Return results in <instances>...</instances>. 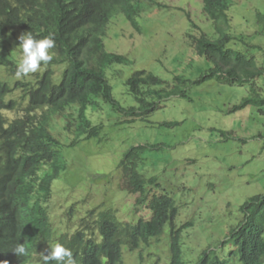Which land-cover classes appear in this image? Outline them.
<instances>
[{
  "label": "trees",
  "instance_id": "1",
  "mask_svg": "<svg viewBox=\"0 0 264 264\" xmlns=\"http://www.w3.org/2000/svg\"><path fill=\"white\" fill-rule=\"evenodd\" d=\"M242 1L202 0L203 12L212 22L217 38L201 33L191 39L190 47L209 66L193 80L175 76L169 81L152 72L136 70L124 83L136 106L123 108L113 97L106 70L127 64L129 59L106 52L103 38L117 15L138 30L137 18L154 0H0V64L5 70L15 75L17 69L9 47L15 31L19 35L31 32L36 39L51 33L56 45L52 50L54 59L46 67L19 81L25 87L26 105L22 115L12 122L1 111L17 109L19 105L6 99L10 90L0 84V155L5 153V157L0 156V262L40 264L39 253L59 242L71 249L77 264H117L122 247L137 250L167 232L169 264H187L181 244L184 228L175 225L178 208L173 198L165 193L148 197L152 189L146 188L157 189L159 184L155 178L147 179L142 166L138 167L141 158L137 150L143 146L126 152L120 166L128 177L127 191L138 195L135 207L147 199V213L135 224H119L122 229L106 227L112 219L110 215L101 213L93 220L92 213L87 219H79L75 228L67 226L66 233L55 238L45 205L51 198V183L63 168L64 145L50 134L48 126L52 116L63 115L69 107H79L76 133L89 140L98 135L101 126L90 127L86 111L99 99L128 117L127 123L121 124H131L148 120L162 108L161 104L186 98L192 88L210 81L247 88L248 96L233 106L231 113L249 106L263 112L264 51L258 59L232 43L229 10ZM256 25L264 38L262 9L256 13ZM56 67H63L59 78ZM167 125L170 123L164 122L160 127ZM69 127L68 124L66 130ZM240 211V221L226 233L225 240L213 250L208 246L193 264H264V192L245 201ZM17 242L29 249L27 257L17 258L11 251Z\"/></svg>",
  "mask_w": 264,
  "mask_h": 264
},
{
  "label": "rangeland",
  "instance_id": "2",
  "mask_svg": "<svg viewBox=\"0 0 264 264\" xmlns=\"http://www.w3.org/2000/svg\"><path fill=\"white\" fill-rule=\"evenodd\" d=\"M263 8L264 0H243L229 10L233 46L258 59L264 51V38L257 30L256 13ZM137 21L139 29L134 30L117 15L103 39L106 52L129 59L127 64L106 70L113 97L123 108L136 106L124 85L134 71H150L169 81L175 76L193 80L209 65L195 56L191 39L201 33L217 38L202 0H154ZM19 36L15 31L9 40L17 63ZM62 70L55 68L56 78ZM19 80L0 67L1 82L12 86ZM247 96L245 86L210 81L192 88L186 98L161 104L148 120L131 124H121L128 117L99 99L86 111L90 127L101 126L98 135L89 140L76 133L79 107L52 116L48 131L65 145L62 159L66 169L52 184L47 206L50 217L63 227L65 213L73 206L70 226L90 209L114 211L125 218L135 198L127 194L128 177L118 165H123L126 152L143 146L137 150L141 158L138 167L142 166L147 179L155 178L159 184L157 189L146 188L152 189L148 197L165 193L173 198L178 208L175 225L184 228V260L193 264L204 249L209 246L213 250L225 240L242 217V204L264 192V108L263 112L253 106L230 112ZM2 114L8 122L22 115L19 110ZM164 122L170 125L160 127ZM76 139L74 147L66 146ZM147 206L146 199L137 216L147 213ZM191 221L193 224L186 226ZM170 259V235L166 232L138 250L125 249L121 264H169Z\"/></svg>",
  "mask_w": 264,
  "mask_h": 264
},
{
  "label": "clouds",
  "instance_id": "3",
  "mask_svg": "<svg viewBox=\"0 0 264 264\" xmlns=\"http://www.w3.org/2000/svg\"><path fill=\"white\" fill-rule=\"evenodd\" d=\"M18 41H19V43H18L17 47H18V50H19L21 55H20L19 62L17 63V69L15 72V75L11 74L8 71V69L5 70L6 69L5 66L0 64V67H3V69L8 73V75L10 77H16L17 79H20L19 81H24L23 78L28 77L30 74H33V73L40 71L42 68L46 67L54 59V55H53L52 50L55 48L56 45H55L54 35L51 33L42 39H36L32 35L31 32H24L18 37ZM108 53H110V52H108ZM11 55H12V58L15 60V58L13 57L14 55L13 54H11ZM15 62H16V60H15ZM0 63H1V59H0ZM19 81L15 82L12 86L8 85L5 82L0 81V84L6 85L10 90V93L7 95L6 99L7 100H9V99L14 100L16 105L17 106L19 105V107L17 109H13V110L4 109L1 111V114L3 111H15V110L22 111L23 107H25L26 99H27L25 87L22 86L21 84H19ZM18 91L20 92V94L16 96L15 93ZM21 113H23V112H21ZM12 121H10V122H12ZM71 143H69V145ZM77 143L78 142H76V144ZM66 146L69 147L68 145H66ZM0 156L5 157V153H2V155H0ZM62 156H63V154H62ZM62 166H63V168L60 170L59 175L56 179H58L61 176L62 172L66 169L65 164H63ZM118 166H120V165H118ZM56 179H54L53 182ZM94 179H95V181L98 180V178H94ZM92 180L93 179H91L90 181H92ZM53 182L51 183V196H52V184H53ZM100 182H102V181H100ZM126 192H127V194H129V196L134 197L135 200L137 199V197H138L137 194L129 193V191H126ZM50 201H51V198L46 203V205H45L46 208H47ZM87 202H86V205H87ZM134 204H135V202H134ZM134 204L132 206L131 212L128 215H126L125 218L120 217L114 211L104 210L102 212H96L97 209H90L80 219L81 220L87 219L90 217V215L92 213H94L93 220H95L98 218V215H100L101 213H104V214H108L112 217L111 221L107 224L106 227L122 229L119 224H125V223L135 224L140 217L144 216V215L137 216V211H138L140 206L135 207ZM93 207H90V208H93ZM73 209H74L73 206H71L68 209V211L65 213L66 222L63 223V225H64L63 227H61L60 224H58L49 215L50 222L52 225V232L51 233L54 235L55 238L59 239L61 236H63L66 233L67 226L70 228H75L77 226L79 219L77 220L76 223H74L71 226L68 224V222L71 221ZM47 211H48V209H47ZM48 214H49V212H48ZM121 244L122 243H120V245ZM125 249H127V247L121 248V261L118 262L117 264L122 263V255H123V251ZM11 251L15 254V256L17 258H24V257H27L29 255V249L26 248L23 243H19V242L16 243L15 247L12 248ZM39 256H40V264H77V261L74 258L73 252L71 251V249L64 246L63 244H61L59 242L52 243L50 246L48 245L46 252L45 253H39ZM0 264H8V262L3 261V262H0Z\"/></svg>",
  "mask_w": 264,
  "mask_h": 264
}]
</instances>
